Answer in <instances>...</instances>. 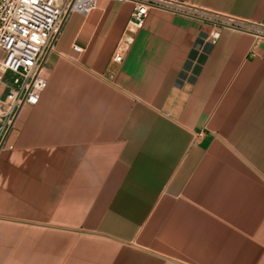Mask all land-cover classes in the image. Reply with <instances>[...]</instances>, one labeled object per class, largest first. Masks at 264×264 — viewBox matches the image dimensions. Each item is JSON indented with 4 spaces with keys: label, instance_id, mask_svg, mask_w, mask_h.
<instances>
[{
    "label": "crops",
    "instance_id": "0c3cea01",
    "mask_svg": "<svg viewBox=\"0 0 264 264\" xmlns=\"http://www.w3.org/2000/svg\"><path fill=\"white\" fill-rule=\"evenodd\" d=\"M186 1L264 24V0ZM131 9L55 39L0 150V264H264V39L151 8L116 61Z\"/></svg>",
    "mask_w": 264,
    "mask_h": 264
},
{
    "label": "built area",
    "instance_id": "2783aa9c",
    "mask_svg": "<svg viewBox=\"0 0 264 264\" xmlns=\"http://www.w3.org/2000/svg\"><path fill=\"white\" fill-rule=\"evenodd\" d=\"M97 1L0 0V150L13 147L8 138L21 108L36 104L46 86L48 56L64 23L72 13L87 16ZM118 1L131 2L132 9L115 48L116 61L121 60L151 8L210 23L212 29L203 37L205 44L215 43L223 27L249 32L255 43L264 39V24L218 14L186 0ZM74 49L80 51L81 47L74 45ZM193 61L197 63V59Z\"/></svg>",
    "mask_w": 264,
    "mask_h": 264
}]
</instances>
